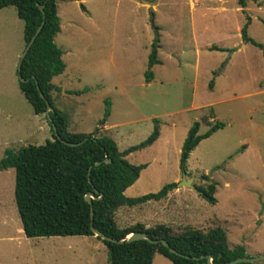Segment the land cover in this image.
Segmentation results:
<instances>
[{
	"label": "rangeland",
	"instance_id": "obj_1",
	"mask_svg": "<svg viewBox=\"0 0 264 264\" xmlns=\"http://www.w3.org/2000/svg\"><path fill=\"white\" fill-rule=\"evenodd\" d=\"M81 0L57 1L59 31L53 44L64 65L50 83L53 107L67 130L96 132L119 151L152 131L150 146L125 156L144 165L123 195L139 197L163 185L176 187L159 201L119 207L118 228L136 223L203 232L220 227L227 246L241 258L264 255V0ZM249 18L244 43L240 29ZM157 39L159 64L146 83L147 56ZM24 48L22 22L13 7L0 10V159L38 146L51 135L44 115H35L17 86L16 67ZM211 83V87H209ZM105 103L109 114L100 129ZM223 128L189 153L178 168L187 130L198 122ZM206 176L207 181L201 180ZM194 187L215 183L214 204ZM14 171L0 170V264H107L95 237L25 238L13 202ZM176 190V191H175ZM152 264H171L155 255ZM249 264H264V260Z\"/></svg>",
	"mask_w": 264,
	"mask_h": 264
},
{
	"label": "trees",
	"instance_id": "obj_2",
	"mask_svg": "<svg viewBox=\"0 0 264 264\" xmlns=\"http://www.w3.org/2000/svg\"><path fill=\"white\" fill-rule=\"evenodd\" d=\"M57 1L64 0H0V10L13 7L17 18L22 22L24 46L43 21L40 31L21 61L19 73L24 82L17 81V86L33 113L44 115L45 103L39 97L34 83L36 82L52 109L48 115L55 132L63 141L56 139L44 116L51 135L50 140H45L38 146L22 147L15 154L5 151L0 159V170L11 168L14 171L13 202L24 237H91V225L105 237L116 241L123 240L131 232H143L151 240L165 241L169 248L180 254L189 257L210 256L212 264L241 258L242 248L235 246L229 249L225 232L220 227L203 232L192 228L176 231L164 225L145 228L139 223L124 228L116 226L113 220L116 209L159 201L175 189L176 185L165 184L155 193L134 198L123 195V191L137 180L139 172L145 167L127 163L125 156L150 146L157 139L159 133L155 119L150 134L137 145L123 151H118L110 138L97 136L96 132H68L65 119L53 107L50 98V91H57L50 80L64 70L59 51L53 44V38L59 31ZM237 3L239 7H244V0H238ZM39 6H42L43 18ZM248 24L249 18L246 17L240 29L241 40L261 49L259 44L248 37ZM157 49L155 39L147 56L144 72L146 83L152 79L151 68L160 63L156 57ZM208 86L211 87V83ZM108 114L109 107L105 103L100 124L104 123ZM203 121L207 123L206 117ZM207 125L208 128L201 135L197 134V121L187 130L179 151L178 168L181 173H185L188 155L197 144L223 128L220 122ZM104 160L109 162L105 163ZM95 163L98 165L95 166ZM200 179L208 180L204 175ZM194 189L209 204L215 203V183L210 182L205 187L197 186ZM89 192L94 197L91 200V220L89 204L85 201V195ZM95 238L103 244L108 264H151L154 255L165 258L171 264H206L205 259L191 260L173 255L160 243L150 244L146 240H138L116 244Z\"/></svg>",
	"mask_w": 264,
	"mask_h": 264
},
{
	"label": "water",
	"instance_id": "obj_3",
	"mask_svg": "<svg viewBox=\"0 0 264 264\" xmlns=\"http://www.w3.org/2000/svg\"><path fill=\"white\" fill-rule=\"evenodd\" d=\"M39 10L41 12V15H42V18L44 17V14H43V10H42V6H39ZM43 25V21L40 22V24L38 25V27L35 29L34 31V34L32 35V37L29 39L28 43L24 46L22 52L20 53L19 55V58H18V62H17V67H16V75H17V79L19 82H24V80L21 78L20 76V64H21V61L22 59L24 58L26 52L28 51L30 45L32 44L35 36L38 34V32L40 31L41 27ZM35 83V87H36V90L38 91V94H39V97L44 101L45 103V111H44V116L46 118V121L48 123H50L51 125V129L54 133V136L56 137V139L60 142H63L60 137L57 135V133L55 132V128L51 122V119L48 115L49 112H51V107L50 105L47 103V101L44 99L42 93L39 91V88ZM70 146H74L75 144H68ZM105 163H108L109 160H104ZM95 166L98 165V163H95L94 164ZM191 181L190 180H185L183 177L181 179V182L178 183V186H183V187H189L190 189H194L190 184L189 182ZM94 199L93 197V193H87L85 195V201L89 204V215H90V220L92 219V207H91V200ZM90 230H91V233H92V236L93 237H97L99 238L101 241H107V242H111V243H116V244H119V243H122L123 241L129 243V242H133V241H138V240H146L148 243L150 244H157V243H160L162 246H164L169 253L173 254V255H176V256H179L181 258H184V259H191V260H200V259H205V262L206 264H212L211 263V259H210V256H199V257H189L187 255H183V254H180L178 252H176L175 250L169 248V246L167 245V243L163 240H159V241H155V240H151L149 238H147L146 234L143 233V232H131L129 233L123 240H119V241H116L114 239H111V238H108V237H105L103 234H101L98 230H96L95 228H93L91 225H90ZM260 260H264V255L263 256H260V257H257V258H236V259H233L231 261H228V262H225V263H219V264H240V263H253V262H257V261H260Z\"/></svg>",
	"mask_w": 264,
	"mask_h": 264
},
{
	"label": "crops",
	"instance_id": "obj_4",
	"mask_svg": "<svg viewBox=\"0 0 264 264\" xmlns=\"http://www.w3.org/2000/svg\"><path fill=\"white\" fill-rule=\"evenodd\" d=\"M100 126H101V127H100L101 130H103V129L106 127V125L104 126V123H102ZM68 132H69V131H68ZM70 133H76V132H70ZM84 134H86V133H84ZM158 137H159V134H158ZM158 137H157V139H158ZM157 139H156V140H157ZM156 140H155V141H156ZM155 141H154V142H155ZM154 142H153V143H154ZM153 143H152V144H153ZM152 144H151V145H152ZM118 151H119V150H118ZM130 187H132V185L129 186L128 188H126V189L123 191V194L126 193V192H128V190H129ZM175 191H176V190H175ZM145 228H147V227H145ZM154 256H155V255H154ZM158 256H159V255H158ZM153 258H154V257H153ZM162 258H163V257H162ZM164 259H165V258H164ZM106 261H107V258H106ZM152 261H153V260H152ZM167 261H168V260H167ZM168 262H169V261H168ZM107 264H108V262H107ZM151 264H152V263H151Z\"/></svg>",
	"mask_w": 264,
	"mask_h": 264
}]
</instances>
